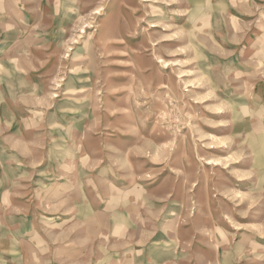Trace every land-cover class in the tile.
Returning <instances> with one entry per match:
<instances>
[{
	"label": "rangeland",
	"instance_id": "rangeland-1",
	"mask_svg": "<svg viewBox=\"0 0 264 264\" xmlns=\"http://www.w3.org/2000/svg\"><path fill=\"white\" fill-rule=\"evenodd\" d=\"M0 264H264V0H0Z\"/></svg>",
	"mask_w": 264,
	"mask_h": 264
}]
</instances>
